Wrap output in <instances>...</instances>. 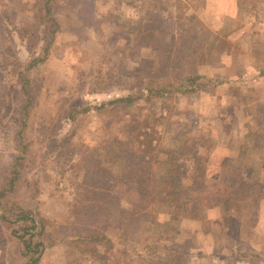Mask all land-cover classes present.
Listing matches in <instances>:
<instances>
[{"label": "rangeland", "instance_id": "1", "mask_svg": "<svg viewBox=\"0 0 264 264\" xmlns=\"http://www.w3.org/2000/svg\"><path fill=\"white\" fill-rule=\"evenodd\" d=\"M42 1L0 0V13L7 10L12 21L7 30L0 28V186L7 180V168L15 155L16 132L23 128L34 145L27 161L28 172L16 189L14 201L31 210L35 218L49 219L45 237L34 238L44 242L38 264H157L155 261L165 262L172 253L180 256L182 264H202L204 239L197 233H204L199 222L187 219L174 223L180 231L176 240L159 243V249H137L151 243L155 229L142 227L139 234H134V239L140 240L136 245L124 241L120 224L102 232L110 243L98 242L95 253L84 252L83 245L54 240L84 232L95 220L102 219L99 210L86 216L84 206L80 207L86 206V192L79 191L78 172L79 167L91 165L89 150L99 140L120 132L121 117L140 120L142 127L156 129L158 132L152 134L155 141H168L169 131L183 135L188 145L199 142L201 151H206L210 175L217 173L223 160L236 156L238 142L250 127L264 129V0H144L143 4L135 0H58L53 9L60 29L49 59L31 74L34 102L25 112L16 73L18 61L40 53L45 33L36 19L38 9L33 6ZM230 6L237 8L236 18H219L222 9L218 8L224 7L228 14ZM152 7L151 13L159 7L163 29L174 37V63L186 72L217 75L224 84L215 95L176 98L165 116L161 107L139 99L116 116L91 109L70 123L65 115L68 107H93L118 97L135 96L143 86L147 72L144 64L154 59V51L134 43L129 27L140 22L148 26V19L143 17ZM22 21L34 26L39 41L36 49H26V38L22 43L14 30L13 26L23 27ZM204 41L214 43L219 57L198 66L195 63ZM231 87H238L239 94L233 95ZM165 125L169 127L165 129ZM253 174L264 188L260 163L254 165ZM118 200L124 204L128 201L122 194ZM107 202L103 199L104 204ZM220 213L218 209L211 216L213 223L226 231L216 250V261L231 264L233 259H242L249 264H264V239L254 233L256 223L240 226L232 219L230 224L220 225ZM168 219L159 214L155 225L160 228ZM19 227L15 225L13 230ZM13 230L0 226V263L26 264ZM232 239L239 247L229 256L226 250L232 248ZM123 247L128 249V257L122 253Z\"/></svg>", "mask_w": 264, "mask_h": 264}, {"label": "trees", "instance_id": "2", "mask_svg": "<svg viewBox=\"0 0 264 264\" xmlns=\"http://www.w3.org/2000/svg\"><path fill=\"white\" fill-rule=\"evenodd\" d=\"M57 1L44 0L33 6L38 9L36 19L39 26H43L45 39L39 54L32 53L27 60L18 61L17 85L26 102L23 106L25 112L34 102L31 74L49 59L60 29L53 9ZM135 1H141L142 4L144 2ZM152 10L153 7L143 17L146 21L148 19V26L140 22L129 27L134 43L144 44L154 51V59L145 61L146 78L137 96L118 97L93 107H68L65 115L70 123L73 124L78 116L87 114L91 109L116 116L118 111L131 108L139 99L145 104L161 107V115L165 116V113H170L176 98L201 93L215 95L217 88L224 84L217 75L210 77L195 71L186 72L174 63V37L168 30L163 29L159 7H156L157 12L151 13ZM8 13L7 10L0 13V28L4 30L12 23L8 19ZM21 23L23 27L20 29L13 26L20 36L19 39L23 43L26 38V49H36L39 41L33 31L34 26L30 21ZM209 34L212 36L216 33ZM218 57L219 52L214 43L206 44L204 41L199 47L195 65H208L218 60ZM233 88H230V92L233 95L239 94V88ZM168 127L169 125H165V129ZM118 128L119 133H111V137L99 140L89 150L92 163L90 166L79 167L78 172L79 191L86 192L87 201L84 202L86 206L82 204L80 207L84 206L86 216L99 210L103 214L102 219L95 220L93 226L86 227L84 232L75 231L72 235L54 240L55 242L67 240L72 244L83 245L81 248L84 252L95 253L98 242L110 243L107 235L102 232L120 224V235L124 241L136 245L140 240L134 239V234H139L142 227L155 229L156 234H152L151 243L143 247L139 244L137 249H159V243H172L176 240L180 231L174 223L187 219L199 222L201 231L211 234L218 248L226 231L208 219L209 210H220V225H228L232 219L243 224L256 223L260 202L264 200V188L259 177L253 174L257 162L264 168V129L261 126L256 129L249 128L250 132L238 142L236 156L223 160L215 175L208 173L206 151H201L199 142V145L196 141L188 145L183 135L169 131L167 133L171 135L168 141H155L152 134L158 132L156 129L146 125L142 127L140 120H129L124 116L121 117ZM148 133L150 137H147ZM33 145L25 137L23 128L16 132L15 155L7 168V180L0 186V226L13 230L15 225H20L13 230V235L21 242L26 264L39 263L44 242L34 241V238L45 237L49 222V219L41 216L35 218L31 210L14 201L16 189L25 172H28L27 161ZM121 194L127 198V203L118 200ZM106 198L108 202L104 204L103 199ZM159 214H165L169 219L157 228L155 218ZM45 239L51 240L49 237ZM122 250L125 257H128V249L123 247ZM179 259V255L172 253L165 262H155L182 264ZM124 263L128 262L125 260Z\"/></svg>", "mask_w": 264, "mask_h": 264}, {"label": "crops", "instance_id": "3", "mask_svg": "<svg viewBox=\"0 0 264 264\" xmlns=\"http://www.w3.org/2000/svg\"><path fill=\"white\" fill-rule=\"evenodd\" d=\"M233 1V0H232ZM223 3V2H222ZM219 10L222 9L220 11V14H219V18H222L224 17L225 15L227 16H230V18H236V15H237V8L236 7H228V14H225V8L224 7H220L218 8ZM216 210H218L217 208H214L213 210H209L208 211V218L209 220L212 221V217L213 214H216ZM216 217V216H215ZM214 222V219L213 221ZM233 224L235 225H242L243 226V223L236 220V219H233ZM253 231L256 235L260 236L261 238L264 239V200H262L260 202V207H259V212H258V219H257V222L256 224L254 225V228H253ZM197 235L201 238L204 239V245L202 248H200L201 251H204V253H201L202 255H204L202 257V259H204V262H202V264H225L223 263L222 261H216V250H217V247L214 243V238L212 237L211 234H202L201 232H198ZM233 241V246L231 249H228L226 250L228 252V255L229 256H232V252L235 248H238L239 247V244L237 243V240H234L232 239ZM225 254V253H223ZM229 256L225 255V257L228 259ZM233 263L232 264H249L247 261L245 260H240V259H236L234 260L233 259Z\"/></svg>", "mask_w": 264, "mask_h": 264}]
</instances>
